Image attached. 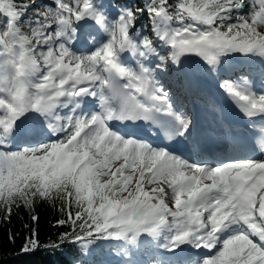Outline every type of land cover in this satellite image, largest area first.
Wrapping results in <instances>:
<instances>
[{"label":"snow or ice","instance_id":"obj_1","mask_svg":"<svg viewBox=\"0 0 264 264\" xmlns=\"http://www.w3.org/2000/svg\"><path fill=\"white\" fill-rule=\"evenodd\" d=\"M42 7L38 0H0L5 219L13 207L59 200L66 219L57 224L71 230L50 242L51 250L78 244L86 255L98 240L115 241L122 249L117 254L135 264L132 250L147 237L168 252L187 244L211 253L192 264H264V156L197 164L109 127L114 120L143 121L170 140H190L192 118L175 107L157 77L191 57L208 74L232 53L264 58V0H145L115 17L102 0H53ZM145 15L151 21L146 34L137 27ZM96 26L107 33L103 42ZM74 42L95 47L77 52ZM247 80H223L218 88L243 117L264 119V92H254ZM88 98L98 111L83 110ZM63 109L69 112L61 115ZM29 112L49 121L56 138L12 151L10 137L28 132L20 118ZM39 246L33 231L22 251Z\"/></svg>","mask_w":264,"mask_h":264},{"label":"trees","instance_id":"obj_2","mask_svg":"<svg viewBox=\"0 0 264 264\" xmlns=\"http://www.w3.org/2000/svg\"><path fill=\"white\" fill-rule=\"evenodd\" d=\"M117 2L123 7H132L135 10L141 7L145 0ZM236 14L242 15L244 12L234 13V18ZM142 19L146 24V32H148L151 28V21L146 15L142 16ZM22 30L25 33L30 32L27 24ZM32 215H36L38 219L33 221ZM62 219L66 217L60 210L59 200L37 201L34 209L13 207L10 220L5 219L3 211H0V264H106L111 260L117 247L109 241H96L89 246L86 255L82 254L81 246L78 244H66L61 248L51 250L50 242H57L62 233L71 230L69 225L58 226L57 221ZM33 231L36 233L40 246L35 251L25 253L22 251V246Z\"/></svg>","mask_w":264,"mask_h":264},{"label":"rangeland","instance_id":"obj_3","mask_svg":"<svg viewBox=\"0 0 264 264\" xmlns=\"http://www.w3.org/2000/svg\"><path fill=\"white\" fill-rule=\"evenodd\" d=\"M38 3H41L43 5V7L41 9V11H43L44 9H46L49 5H51L53 3V0H38ZM119 10L120 9L116 5H114V7H112L111 14H113V17L119 15ZM30 15L32 16L33 14H30ZM137 27H140L142 32L144 31L145 25H144V23L142 22L141 19H140V21H138ZM102 31H103V29H102ZM99 41L101 42L102 39H100ZM237 54H240L243 57V60L245 61V63L243 65L232 64V66H234V68L232 70H230V72H232V71L233 72H236V71L248 72L250 70V71H252L251 72V74H252L253 72L256 71V67H258L260 69V66L258 64H251V63H254L257 60H263L264 58H261L258 55L255 56V57H253V56H245L244 54H241V53H237ZM188 63H189V58L184 63V65H187ZM220 66L223 67L224 65L220 64ZM168 71H169V74H168L167 77H163V74L160 75L161 77H163V80H161V83H163L166 87H168L169 86V83H170V88L173 89L174 88V82L178 86V82L175 80V79H177V77H176V73L174 71V66L173 67H170ZM261 71L262 70L260 69L259 72H261ZM172 76H174L175 79ZM248 81L251 82L252 81V78L251 79H248ZM68 112L69 111H67L66 113H68ZM31 113L37 114L35 112H31ZM66 113H64V114H66ZM38 117H40V116L38 115ZM160 241L163 243V239L160 240ZM148 246H150L151 248L148 249ZM153 249H154V242L151 241L149 244L142 243L138 250H132V251H133V254L136 253L135 256H137V254L138 255L139 254H142L143 255L144 254L143 253V250H144L145 251V254H146V258L150 257V258L153 259V258H155V254H156V252H154ZM160 249H163V248H160ZM149 251H151V253ZM148 254H150V256H148ZM151 254H153V257H151ZM119 257H121L120 258V261L124 260V258H122V255H118L117 254V258H119Z\"/></svg>","mask_w":264,"mask_h":264},{"label":"bare ground","instance_id":"obj_4","mask_svg":"<svg viewBox=\"0 0 264 264\" xmlns=\"http://www.w3.org/2000/svg\"><path fill=\"white\" fill-rule=\"evenodd\" d=\"M126 54V53H125ZM124 54V55H125ZM232 55H235L234 53H232V54H230V58H233V56ZM233 59H236V58H233ZM238 60V59H237ZM189 61H190V63H192L194 66L195 65H201L203 62L202 61H200L198 58H196V57H191V58H189ZM150 243V242H149ZM186 250H187V245L185 244V245H182L180 248H177L174 252L175 253H177V255L178 256H185V255H187V254H189V251H187L186 252ZM200 250L201 249H197V252H200ZM173 252V253H174ZM196 252V253H197ZM196 253L194 254L193 253V255H196Z\"/></svg>","mask_w":264,"mask_h":264}]
</instances>
